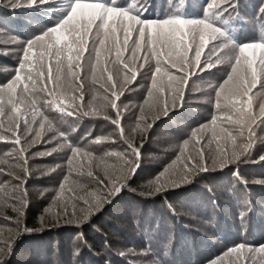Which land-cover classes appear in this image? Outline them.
Masks as SVG:
<instances>
[{
    "label": "snow or ice",
    "instance_id": "snow-or-ice-1",
    "mask_svg": "<svg viewBox=\"0 0 264 264\" xmlns=\"http://www.w3.org/2000/svg\"><path fill=\"white\" fill-rule=\"evenodd\" d=\"M182 2L183 11L180 10ZM21 6L47 9L55 15L49 16L50 24L24 40L17 70L9 80L0 84V141L21 145L23 129L31 137L26 142L35 145L43 139L47 122V130L53 134L46 143L52 146L50 150L34 155L43 157L65 148L69 150L67 175L59 185L60 191L65 192L74 171L87 179L76 182L75 187L68 189L71 195L60 206L56 214L58 218L62 215L76 216L78 210L86 218L101 210L104 204L111 203V197L128 187L130 176L138 167V161L132 158L139 156L140 149L134 142L124 139L121 128L120 138L126 146L120 151H103L100 157L101 160L114 157L118 163L110 166V170L106 167L103 175L95 173L91 160L85 161V157H91L92 153L82 152V146L65 143L70 137L56 127L43 111L58 112L61 119L77 114L84 117L97 114L95 110H87L96 99L94 94L85 105L81 73L86 57L92 84L99 82L106 94L105 107L117 110L115 116L104 113L103 119L117 128H120L121 120L117 100L123 93V86L117 88L119 70L113 71L104 65L122 64L129 73L125 76V82H128L137 75L132 71L137 61L143 63L155 59L151 86L146 88L148 99L145 101L155 111L151 113V123L145 124L146 129L161 117H167L177 102L183 101L184 85L190 75L197 74V69L202 73L211 71L217 65L228 66L223 79L211 85L215 112L210 121L192 130L189 138L183 141L185 148L190 143L193 147L188 155L182 148L180 156L173 161L175 165L182 158L179 170L170 174L173 167L170 165L157 175V192L165 186L175 188L191 183L190 176L211 171L205 159V147L208 146L209 152H212L210 146L213 142L216 145L213 166L218 162L223 168L250 157L255 148L256 129L264 125V103L259 104L258 114L255 113L250 95L258 84L264 89V31L258 40L245 42H240L230 32L226 26L232 21L238 0H205L201 14L195 17L187 15V0H170L169 10L154 17L146 15L151 5H147L145 0H68L66 5L63 0H13V10ZM260 18L264 19V9ZM113 50L115 60L110 61L108 54ZM125 50L129 52L128 60L123 59ZM102 51L105 52L103 61ZM40 93L44 95L39 96L42 103L38 106ZM20 105L26 106L22 109ZM140 113L143 119L146 115L143 107ZM207 132L211 136L205 140ZM105 139L97 137L87 140V143L102 144ZM25 151L21 146L8 153L7 159L15 162L11 171L4 167L5 159H0V174L11 176L16 181L11 205L15 215L5 218L10 222L15 220L17 230L29 203L26 190L22 189L28 175L26 160L20 163ZM258 160L264 162V154ZM16 168L21 174H15ZM237 179H241L238 173ZM16 189L21 190L19 196L15 194ZM24 231L31 233L33 229L25 226ZM4 246L9 248L10 254L12 245L5 242ZM149 254L150 249L144 253L145 256ZM226 260L227 264H264V242L256 246L248 241L240 242L210 258L206 264H226ZM0 264L3 262L0 261Z\"/></svg>",
    "mask_w": 264,
    "mask_h": 264
},
{
    "label": "trees",
    "instance_id": "trees-1",
    "mask_svg": "<svg viewBox=\"0 0 264 264\" xmlns=\"http://www.w3.org/2000/svg\"><path fill=\"white\" fill-rule=\"evenodd\" d=\"M145 2L151 5L146 13L149 17L169 10L170 0ZM204 3L205 0H187V15H200ZM183 9L182 2L180 10ZM262 9L264 0H238V8L232 13V21L226 27L240 42L258 40L264 31V19L260 18ZM21 12H24V17L18 18L0 9V36L14 45L0 53V84L9 80L17 70L24 40L51 23L48 14H38L32 8ZM154 68L155 59L151 75ZM212 71L205 70L203 74L199 71L198 75H212ZM224 74L217 73L220 79L206 87L212 90L211 85L220 82ZM95 92L93 90L89 96H84L86 106L93 94L97 96L91 107L87 108L89 111L95 110V116L77 114L61 119L58 112L43 111L56 127L70 137L65 143L82 146V152L92 153L91 157H85V161L90 159L92 170L100 175L104 174L106 167L110 170V166L118 163L114 157L101 160L103 151H120L126 146L120 138L122 128L124 139L134 142L140 149L139 156L132 158L138 161L135 174L130 176L128 187L111 197V203L104 204L101 210L94 211L86 218L79 210L76 216L62 215L58 218L56 214L60 206L71 195L68 189L75 187L76 182L87 179L74 171L68 179L65 192L60 191L59 185L67 175L69 150L65 148L50 156L34 155L50 150L52 146L46 143L53 134L47 130V122L43 139L35 145L26 142L31 137L23 129L21 145L0 141V159H5L4 167L9 171L15 162L7 159L8 153L15 152L21 146L26 150L20 163L24 160L27 162L28 175L22 189L26 190L29 202L17 230L15 220L10 222L5 218L15 215L11 205L16 181L11 176L0 174V261L3 264H206L210 258L240 242L248 241L253 246L264 242V162L258 160L264 154V132H261L264 125L256 129L255 148L244 162L232 163L223 168L217 162L213 166L216 147L213 142L210 146L212 152H209L208 146L205 147V159L211 171L190 176L191 183L175 188L165 186L157 192V175L173 165L182 148L185 155L192 151L191 143L186 148L183 144L191 133L187 131L210 121L215 112L214 91L203 96L209 99L212 109L207 119L198 114L197 117L189 115L184 106L178 104L169 113L171 122L176 120L178 127L169 129L171 122L163 125L166 133L176 139L173 143H169L170 139L166 138L153 144L146 143L142 136L147 120L142 119L136 109L128 116L124 98L122 101L117 100L118 110L122 114L120 128H117L103 119L104 113L115 116L117 110L105 107L106 94L101 96ZM43 95L38 94V106L42 103L39 96ZM263 95L252 96L253 106H257ZM25 106L20 105L22 109ZM33 127L39 130L38 126ZM116 131L118 133L115 135ZM128 131L130 136H126ZM210 136V132L205 133V140ZM97 137L106 138L105 142L87 143V140ZM144 149L149 151L146 153ZM181 162L173 165L170 174L179 170ZM237 173L240 180L237 179ZM15 174H21L19 168L15 169ZM20 192V189H16V196ZM16 206L19 207V204ZM46 208L49 211L46 212ZM25 226L33 231L25 232ZM5 242L12 245L10 254L9 248L4 246ZM149 249L150 254L145 256L144 253Z\"/></svg>",
    "mask_w": 264,
    "mask_h": 264
},
{
    "label": "rangeland",
    "instance_id": "rangeland-1",
    "mask_svg": "<svg viewBox=\"0 0 264 264\" xmlns=\"http://www.w3.org/2000/svg\"><path fill=\"white\" fill-rule=\"evenodd\" d=\"M63 2H64V5H66L68 3V0H63ZM12 3H13V0H0V9L2 11H7V13H9L12 16L17 15L18 18H23L24 12H21V11H26L28 7L21 6L13 10ZM33 11L37 12L38 14L41 13L42 15L48 14L47 15L48 17L50 15H55L53 13H49L47 9L36 8V9H33ZM0 37L2 38V41L0 42V53H2L5 48L14 46L13 44H11V42L4 39V36H0ZM104 55H105V52L102 51L101 53L102 61H103ZM141 55H143V53H141ZM108 56H109L110 61H114L115 51L113 50L110 54H108ZM128 57H129V52L125 50L123 52V59L128 60ZM149 65H151V69H152L153 59H151L148 62H143V63L140 61H137L132 67V71H135L137 75L133 80L128 81V82H125V76L128 75L129 73L126 69H123L122 64L116 65V64L109 63L107 65H104V67H107L113 71L117 69L119 70V76H118L116 83H117L118 89L121 86H123L122 94L124 95L121 94L122 96L120 95L118 101H122L123 98L124 100H126L123 102L126 103L125 105H127L126 107L128 108L127 115L129 116L131 113H133V111H135V109L137 113L141 115L140 109L141 107H143L144 112L146 113L143 119L147 120L148 123H151V113H153L155 109L150 108L149 104L145 103V101L148 99L146 88H149L151 86L150 78H151L152 70L151 71L149 70ZM227 67L228 66L224 64L217 65L216 67L211 69L213 70L212 75H204V77L202 75H198L199 69H197V74L190 75L189 80L187 81L186 85H184V99L182 102L178 101L177 105L179 104V105L184 106L183 107L184 110L188 112L189 115H193V116L196 115L197 117V114H198L200 117L207 119V116L212 114V109L209 106L210 104L209 99L208 100L204 99L203 96L206 94L207 96L212 94V90L210 88H207L206 86L212 84L213 82H217V80H219L220 77H217L216 74L221 73V72H226L228 70ZM88 69H89V65L87 63V57H86L85 62H84V70L81 73L84 96H87V95L89 96L90 92H92L93 90L96 91L95 92L96 94L103 96L105 94L104 90L100 88L99 82L96 83L95 85L92 84L91 74ZM208 72H211V71H208ZM196 81H198V83L196 85H193V83ZM191 93H194V94H191ZM261 94H264V89H261L259 84L257 85L256 88L253 89L252 93H250L251 96H257V95L259 96ZM260 103H264V95L262 98L258 100L257 106H253V109H254L253 111L257 114H258V106ZM162 120L164 122H162ZM171 120H172L171 115L170 117L169 115L167 117H161L158 121L155 122V124L151 128H147L145 132H143V135H142L143 138L146 140V143L150 142L151 144H153L158 140H165L166 138L170 139L169 143H173V141L176 138L174 136L173 137L169 136L166 133V130L163 129L164 123L171 122ZM178 125H179L178 122L176 120H173L171 122V127L169 126L170 127L169 129H171L172 127L177 128ZM117 131L119 132V130ZM117 131L115 132V135L116 133H118ZM189 131L191 132L192 129L191 130L189 129L187 133ZM261 132H264V127L262 128ZM119 133L121 134V132ZM126 136H130L129 131L126 133ZM184 136L185 135H183V137ZM144 151L147 153L149 149H144ZM149 157L151 159L154 158L152 156H149Z\"/></svg>",
    "mask_w": 264,
    "mask_h": 264
}]
</instances>
